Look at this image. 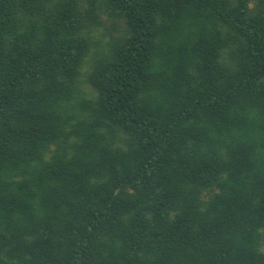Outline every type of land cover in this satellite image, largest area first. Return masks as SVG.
I'll return each mask as SVG.
<instances>
[{
	"label": "trees",
	"instance_id": "16d2710c",
	"mask_svg": "<svg viewBox=\"0 0 264 264\" xmlns=\"http://www.w3.org/2000/svg\"><path fill=\"white\" fill-rule=\"evenodd\" d=\"M0 264H264V0H0Z\"/></svg>",
	"mask_w": 264,
	"mask_h": 264
},
{
	"label": "rangeland",
	"instance_id": "374dc122",
	"mask_svg": "<svg viewBox=\"0 0 264 264\" xmlns=\"http://www.w3.org/2000/svg\"><path fill=\"white\" fill-rule=\"evenodd\" d=\"M106 21H109V20L106 19ZM110 22H111V21H110Z\"/></svg>",
	"mask_w": 264,
	"mask_h": 264
}]
</instances>
